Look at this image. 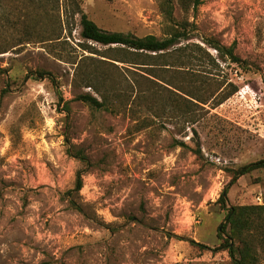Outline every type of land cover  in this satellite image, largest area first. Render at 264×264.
Here are the masks:
<instances>
[{
    "label": "rangeland",
    "instance_id": "1",
    "mask_svg": "<svg viewBox=\"0 0 264 264\" xmlns=\"http://www.w3.org/2000/svg\"><path fill=\"white\" fill-rule=\"evenodd\" d=\"M159 2L0 0V264H229L218 236L227 210L264 205V168L227 186L234 170L264 160V0H201L195 11L172 0L174 20L196 26L194 42H236L249 67L227 69L238 91L194 108L193 123L156 115L153 87L170 94L141 77L154 80L149 67L101 64L107 48L79 35L78 8L105 32L162 39L171 28ZM83 56L118 88L106 110L75 99L96 96L74 77ZM78 150L89 161L73 197L81 212L63 196L84 169ZM258 224L264 264V218Z\"/></svg>",
    "mask_w": 264,
    "mask_h": 264
},
{
    "label": "trees",
    "instance_id": "2",
    "mask_svg": "<svg viewBox=\"0 0 264 264\" xmlns=\"http://www.w3.org/2000/svg\"><path fill=\"white\" fill-rule=\"evenodd\" d=\"M177 1L180 6L188 4V7L194 11L201 4V0ZM159 3L162 16L171 28L170 32L162 39H157L151 35L136 38L131 35L105 32L99 29L78 8L79 35L85 42L107 48L98 55L100 57L98 61L101 64H107L113 69H118V66L113 62L149 67L146 71L154 80L141 77L166 92V95H171H167L166 98L157 97L155 95L157 90L153 87L152 95L159 106L156 115L160 116V111L165 112L168 109V114L170 113L175 119L179 118L186 123H193L196 120L194 108L203 109L200 104L206 105L211 100L216 102V104H212L213 107H216L238 91L236 84L229 78L226 70L235 68L237 73H245L249 71V67L244 60L235 54L236 42H232L229 46H223L213 37H202L198 43L194 42L193 39L197 35L196 26L187 20H174L172 0H160ZM82 51L91 55L98 53L91 47L82 49ZM210 51H213L215 56ZM110 53L113 55L109 56ZM102 58L110 62L101 60ZM98 68L94 57L83 56L76 66L74 75L75 80L82 83L78 85L90 88L96 95L84 93L75 99L95 111L106 110L109 102L114 101L118 90L115 84L110 85L111 80L107 79L106 74L104 78L96 76ZM44 75L48 74L38 72L39 78L44 77ZM155 80L161 81L164 86ZM135 83L139 85L136 80ZM138 95H143V92L140 90ZM128 97L124 94L118 100L120 105L124 103V100L127 101ZM153 107L150 106L148 109L155 114ZM65 109L68 112L67 105ZM67 153L70 154L69 149ZM74 155L73 157L83 165L84 169L76 171L73 188L64 193L63 196L71 208L81 212V208L75 203L73 197L82 189V177L85 173V167L89 166V161L81 150L76 151ZM263 168L264 160H260L234 170L227 186L235 184L239 177ZM227 191L228 188L225 187L216 201L221 209L226 207ZM263 218L264 205L236 206L227 210L225 224L220 226L218 236L220 239H222V235L226 237L222 247L228 253L229 264H257L256 244L253 241L252 231L257 229V225L262 226V224H258V221ZM191 244L194 243L191 242Z\"/></svg>",
    "mask_w": 264,
    "mask_h": 264
}]
</instances>
